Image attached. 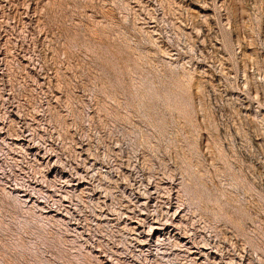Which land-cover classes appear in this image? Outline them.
<instances>
[{"label": "rangeland", "instance_id": "obj_1", "mask_svg": "<svg viewBox=\"0 0 264 264\" xmlns=\"http://www.w3.org/2000/svg\"><path fill=\"white\" fill-rule=\"evenodd\" d=\"M0 264H264V0H0Z\"/></svg>", "mask_w": 264, "mask_h": 264}]
</instances>
